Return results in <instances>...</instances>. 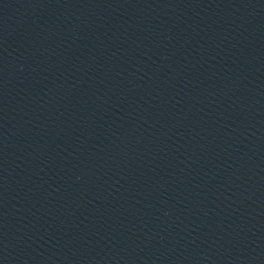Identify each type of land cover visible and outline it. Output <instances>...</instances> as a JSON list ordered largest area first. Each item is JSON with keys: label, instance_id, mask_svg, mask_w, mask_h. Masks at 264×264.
Wrapping results in <instances>:
<instances>
[{"label": "water", "instance_id": "obj_1", "mask_svg": "<svg viewBox=\"0 0 264 264\" xmlns=\"http://www.w3.org/2000/svg\"><path fill=\"white\" fill-rule=\"evenodd\" d=\"M0 264H264V0H0Z\"/></svg>", "mask_w": 264, "mask_h": 264}]
</instances>
